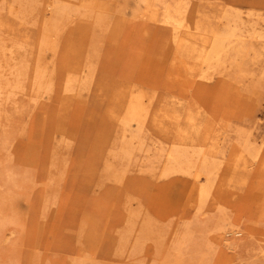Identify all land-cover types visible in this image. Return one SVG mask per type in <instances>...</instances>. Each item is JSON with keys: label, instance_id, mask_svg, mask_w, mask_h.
I'll use <instances>...</instances> for the list:
<instances>
[{"label": "rangeland", "instance_id": "rangeland-1", "mask_svg": "<svg viewBox=\"0 0 264 264\" xmlns=\"http://www.w3.org/2000/svg\"><path fill=\"white\" fill-rule=\"evenodd\" d=\"M55 1L71 4L70 14L41 49L48 0H0V264H264V40L204 58L208 31L225 19L264 31V0H187L185 24L196 36L181 40L164 14L184 0H100L106 8L89 11L81 0ZM79 68L77 77L92 68L90 81L65 87ZM125 88L150 104L139 133L130 122V156L118 149L132 133L121 138L109 114ZM261 140L256 157L242 147ZM172 144L218 163L203 202L198 162L160 175ZM107 163L122 169L120 180ZM145 218L154 225L138 247ZM130 219L136 227L126 231ZM219 221L230 223L218 231Z\"/></svg>", "mask_w": 264, "mask_h": 264}, {"label": "bare ground", "instance_id": "bare-ground-1", "mask_svg": "<svg viewBox=\"0 0 264 264\" xmlns=\"http://www.w3.org/2000/svg\"><path fill=\"white\" fill-rule=\"evenodd\" d=\"M47 1V0H46ZM58 1V0H57ZM66 2H67V0H65ZM59 2V1H58ZM62 2V1H61ZM103 3H104V1H102ZM143 2V1H142ZM63 3H65V2H63ZM69 3H70V0H69ZM103 3H101V1L100 0H81V3H80V5L81 6H83V7H85L86 9H88L87 11H89V10H96V9H101V8H106V5H103ZM108 3V2H107ZM183 3H184V5L183 4H179V2L177 1V5H178V7L175 9V10H173V13H175L173 16H171L169 13V11H167L164 15V17H165V21L167 22V23H171V26H172V29H173V35H174V38H175V40L176 39H178L179 38V40H181L182 38H184L183 37V35L184 36H191V37H194L195 38V36H196V34L195 33H192L191 32V30L193 31V29L192 28H189L186 24H185V22L187 21V19H189V16L188 15H186V4L188 3V1L187 0H184L183 1ZM7 4V3H6ZM59 4V3H58ZM57 3H56V1L55 0H48V2H47V7H48V10H49V13H50V17L48 18V20H46L45 22L47 23V28H43L44 30H43V34L41 35V38H40V40H39V47L41 48V49H48V48H50V34L52 33V32H54L55 31V29H56V23H55V21H60L61 19H66L67 18V16L70 14V11H69V7H71V4L67 7L66 5H58ZM73 4V3H72ZM209 4V3H208ZM73 5H75V4H73ZM188 5H189V3H188ZM109 6V5H108ZM83 7H81L82 9H83ZM124 7V6H123ZM75 8H76V6H75ZM79 8V7H78ZM111 8V7H110ZM125 8V7H124ZM132 8H135V7H132ZM147 8V7H146ZM188 8V7H187ZM226 8V7H225ZM229 8V7H228ZM233 8V7H232ZM235 8V7H234ZM72 9V8H71ZM70 9V10H71ZM86 9H85V12L87 13V11H86ZM123 8H121L120 9V11L122 12V11H124V10H122ZM136 9V8H135ZM230 10H231V8H229ZM47 10V11H48ZM98 10V12H100ZM102 10V9H101ZM107 10H109V8H107ZM133 10V9H132ZM138 10H139V8H138ZM73 11V10H72ZM71 11V12H72ZM74 11H76V10H74ZM106 11V10H105ZM120 11H118V12H120ZM135 11V10H134ZM224 11H227V10H224ZM232 11H233V9H232ZM231 11V12H232ZM238 11H240V10H238ZM242 11V10H241ZM91 12V11H90ZM90 12H88L89 14H90ZM93 12V11H92ZM116 12V11H115ZM131 12H133V11H131ZM249 12V11H248ZM47 13V12H46ZM83 13V12H82ZM81 13V14H82ZM94 13V12H93ZM117 13V12H116ZM136 13V12H135ZM134 13V14H135ZM223 13V12H222ZM95 14V13H94ZM102 14V13H101ZM106 14V13H105ZM225 14V16H226V13H224ZM237 14V13H236ZM251 14H252V12H251ZM87 15V14H86ZM93 15V14H92ZM96 15H97V13H96ZM104 15V14H103ZM114 15V14H113ZM46 16V15H45ZM88 16V15H87ZM95 16V15H94ZM108 16H110L109 14H108ZM133 16V15H132ZM214 16V15H213ZM218 16V15H217ZM239 16H241L240 14H239ZM101 17V16H100ZM121 17V16H120ZM161 17V16H160ZM159 17V18H160ZM163 17V16H162ZM229 17V16H228ZM236 17L238 18V15H236ZM250 17V16H249ZM225 18H227V17H224V19ZM47 19V18H46ZM53 19V20H52ZM104 19H106V18H104ZM112 19V18H111ZM145 19V18H144ZM152 19H154V17L152 18ZM217 19V18H216ZM223 19V20H224ZM238 19H240V17L238 18ZM162 20V19H161ZM226 20V22L225 23H222L223 24V29L221 30V28H212V29H210L209 31H208V33H209V46H208V49H207V47L205 48V56H204V58L207 60V58H208V60H213V59H218V57H219V55L220 54H224L225 52H230V53H234V54H239L240 52H243V51H248L250 48H251V45H252V43H249L248 42V40H252V39H261L262 41L264 40V31H262V30H257L255 27H254V25H252V28H251V30H246V33L244 32L245 30H244V28H243V31H241V27L239 26V24H237V23H235V21L232 19V23L233 24H231L229 21H230V19H225ZM1 22H2V20H0ZM100 21V20H99ZM5 22V21H4ZM44 22V23H45ZM101 22H102V19H101ZM106 22V21H105ZM237 22H239V20L237 21ZM104 23V22H103ZM165 23V22H164ZM15 24V23H14ZM101 24V23H100ZM210 24V23H209ZM218 24V23H217ZM4 25V24H3ZM189 25V24H188ZM193 25V24H192ZM219 25V24H218ZM218 25H217V27H218ZM221 25V24H220ZM219 25V26H220ZM247 25V24H246ZM7 26V25H6ZM8 27V26H7ZM179 27H184L185 29H183V30H185V31H183V32H180L179 30L181 29V28H179ZM198 27V25L197 26H194V29L196 30V29H198L197 28ZM215 27V26H214ZM244 27V26H243ZM189 28V29H188ZM248 28V27H247ZM113 29V28H112ZM116 28H114V30H115ZM203 30V29H202ZM116 31V30H115ZM114 31V32H115ZM203 31H206L205 32V34L207 33V30L206 29H204ZM173 37V36H172ZM204 38H205V40L207 41V35H204ZM193 39V38H192ZM246 39H248V40H246ZM194 40V39H193ZM183 41V40H182ZM205 42V41H204ZM251 42H253V40L251 41ZM258 42V41H257ZM256 42V43H257ZM54 43V42H53ZM259 45V44H258ZM188 46H189V44H188ZM253 46V45H252ZM257 46V45H256ZM255 47V46H254ZM258 47V46H257ZM257 47H255V50L257 49ZM39 48V49H40ZM182 48V47H181ZM180 48V49H181ZM202 48V47H201ZM53 49V48H52ZM189 49V48H188ZM193 49V48H192ZM8 50V49H7ZM197 50V49H196ZM252 50H254V49H252ZM188 51V50H187ZM193 51V50H192ZM258 51H260V50H258ZM190 52V51H189ZM194 52V51H193ZM261 52V51H260ZM42 58V57H41ZM40 58V59H41ZM220 58V57H219ZM248 59V58H247ZM201 61V60H200ZM222 61V60H221ZM202 62V61H201ZM200 62V63H201ZM210 62V61H209ZM211 64V63H210ZM230 64V63H229ZM67 69V68H66ZM72 69V68H71ZM42 70V69H41ZM40 69H39V67L36 69V72H37V74L35 75L36 76V86H37V88H43V86H42V84H44L45 82H43L42 80H41V78H42V75H41V73H42V71H41ZM75 70H77V69H75ZM91 70H92V68H88L87 69V73H85L84 75H80V76H78L77 77V73H80L81 71L83 72V70L81 69V68H79L75 73L74 72H72V70H71V73L72 74H69V75H67L66 76V78H65V81H64V86L65 87H69V86H72V84L74 83V82H76V81H81V82H78V86H81V87H83L82 85H85L86 83H88L89 81H90V74H91ZM245 70H246V68H245ZM35 72V73H36ZM242 73V72H241ZM261 73V72H260ZM264 73V72H263ZM74 74V75H73ZM45 75V74H44ZM43 75V76H44ZM264 75V74H263ZM34 76V77H35ZM234 76H235V73H234ZM78 78H80V79H78ZM234 79V78H233ZM264 79V78H263ZM77 83V82H76ZM46 84V83H45ZM257 84V83H256ZM47 85V84H46ZM98 86V85H97ZM252 86V85H251ZM79 89H81V88H79ZM84 89V88H83ZM67 90V89H66ZM116 91V93H114V96H115V102L114 103H112L111 105H109V108H110V110H109V114H110V118L112 119V120H115V121H119L120 122V125H121V127H120V130H121V135H120V137L121 138H125V134H124V131H126V130H129V132L130 133H132V135L127 139V141H123L122 143L124 144V145H122V147H120V149H118V151L120 150V152L123 154V155H125V156H128L129 154H131V151H132V149L130 148V143H131V139L134 137V136H136L137 135V132H131V127H130V122L131 121H133L134 123H135V128H137V131H138V133H139V128L141 127V125L144 123V118H145V116H146V114H148V109H147V107H148V102H147V98H146V96H144V94H143V92L142 91H139V92H135V91H133V90H131L130 88H125V89H116L115 90ZM146 95V94H145ZM147 100H146V99ZM146 100V101H145ZM171 103H175L174 101L173 102H171ZM177 104V103H176ZM150 105V104H149ZM163 105H164V103H163ZM166 105V104H165ZM171 106H173V104L171 105ZM166 107V106H165ZM167 108H169V107H167ZM158 109V108H157ZM156 109V110H157ZM176 109V108H175ZM178 111V110H177ZM160 112V111H159ZM162 112V111H161ZM160 112V113H161ZM164 112V111H163ZM189 113V112H188ZM169 114L170 113H167V115L169 116ZM164 116V115H163ZM163 116H162V118H163ZM166 117V116H165ZM171 117V116H170ZM154 119V118H153ZM153 119L151 120V121H153ZM146 120V119H145ZM167 120V119H166ZM150 121V122H151ZM154 122V121H153ZM159 122V121H158ZM159 124H161V123H159ZM144 125V124H143ZM152 125V124H151ZM154 125H155V122H154ZM129 127H130V129H129ZM132 129H134V128H132ZM136 130V129H135ZM165 130V129H164ZM241 130V129H240ZM140 131H141V129H140ZM184 131H186V130H184ZM180 132V131H179ZM184 133V132H183ZM248 133V132H247ZM237 134V133H236ZM242 134H245V133H242ZM23 135V134H22ZM183 135H185V134H182V136ZM138 137H139V135H138ZM238 137V136H237ZM249 138L250 137H248V140H249ZM122 139V140H123ZM134 139V138H133ZM241 139V138H240ZM121 140V141H122ZM140 140V139H139ZM242 140V139H241ZM141 141V140H140ZM143 141V140H142ZM139 142V141H138ZM260 143H262V140H261V142H259L258 144L259 145H257V146H255V142H249V141H244V143H243V149L245 150V151H247V153L251 156V157H256V155H258L257 153H258V151H259V148H260ZM126 144L129 146V147H127L126 146ZM141 144V143H140ZM120 145V144H119ZM241 145V144H240ZM133 146V145H132ZM140 146H142V144L140 145ZM170 146H171V144H170ZM172 146L173 147H169V150L167 151V153H166V155H165V159H164V163L162 164L163 166H161L162 167V169H161V172H160V175L161 176H167V175H169V174H171V173H175V172H185L186 173V170H188V168L190 167V166H192L193 167V165H195L197 162H198V169H199V171H200V173H202L204 176H205V181H203V182H201V184L199 185V187H198V197H199V199H201V198H206L207 197V195L210 193V187H211V180H212V177H213V175H215V178H216V174H215V170L218 168V163L217 162H215L213 159L212 160H209V158H205V157H198V158H200V159H198L197 160V157H195V158H193L194 159V161H193V159H192V156L194 155L193 153V151L190 153V151L188 152L187 150H185V149H181L180 147H179V145H173L172 144ZM185 146H187V145H185ZM143 147V146H142ZM161 147H162V145H161ZM164 147V146H163ZM166 147V146H165ZM164 147V148H165ZM236 147H238L239 148V146H236ZM114 148H115V146H114ZM135 147L133 146V149H134ZM145 148H146V146H145ZM158 148V147H157ZM168 148V147H167ZM191 148H193V147H191ZM198 148V147H197ZM137 149H139V148H137ZM195 149V148H194ZM209 149H210V147H209ZM243 149H241L242 151H243ZM110 150H112V149H110ZM145 150V149H144ZM149 150V149H148ZM158 150V149H157ZM192 150V149H191ZM198 150H200V149H198ZM197 150V151H198ZM205 150H206V148H205ZM113 151H115V150H113ZM137 151V150H136ZM152 151V150H151ZM198 152H200V151H198ZM198 152L196 153V154H198ZM205 152V151H204ZM239 152V151H238ZM237 152V153H238ZM118 153V152H117ZM145 153H146V151H145ZM116 154V153H115ZM119 154V153H118ZM136 154V153H135ZM156 154V153H155ZM159 154V153H158ZM244 154H245V152H244ZM137 155V154H136ZM146 155H147V153H146ZM153 155H154V153H152V157H153ZM200 155V154H199ZM236 155V154H235ZM235 155H233V156H235ZM242 155V154H241ZM121 155H119V157H120ZM130 156V155H129ZM150 156V159L152 158ZM238 156V155H237ZM240 156V155H239ZM113 157H114V153H113ZM112 157V158H113ZM124 157V156H123ZM132 157V156H131ZM134 157V156H133ZM143 157V156H142ZM154 157H155V155H154ZM153 157V158H154ZM163 157V156H162ZM207 157H208V155H207ZM236 157V156H235ZM234 157V158H235ZM244 157V156H243ZM251 157H249V158H251ZM122 158V157H121ZM130 158V157H129ZM134 158H137V157H134ZM133 158V159H134ZM148 157H146V159H147ZM164 158V157H163ZM230 158H232L231 156H230ZM233 158V159H234ZM238 158V157H237ZM115 159H116V157H115ZM128 159V158H127ZM131 159V158H130ZM162 159V158H161ZM217 159V158H216ZM248 159V158H247ZM123 160V159H122ZM197 160V161H196ZM251 160V159H250ZM252 160H254V159H252ZM116 161V160H115ZM114 161V162H115ZM131 161V160H130ZM136 161V160H135ZM135 161H133V162H135ZM159 161V160H158ZM219 161V160H218ZM114 162H113V164H114ZM141 162V161H140ZM153 162H155V161H153ZM156 162H157V160H156ZM220 162H221V160H220ZM245 162V161H244ZM251 162V161H250ZM119 163V162H118ZM129 163V162H128ZM147 163H148V161H147ZM158 163V162H157ZM237 163V162H236ZM254 163V162H253ZM112 163H107V164H105V172L107 173V175H108V177L109 178H111L112 180H120L121 179V177H123L122 176V173H123V171H121V170H119L116 166L114 167V165H113ZM119 164H121V163H119ZM153 164H156V163H153ZM159 164V163H158ZM242 164V163H241ZM248 164V163H247ZM123 165V164H122ZM237 165H238V163H237ZM248 165H250V164H248ZM118 166H120V165H118ZM159 166V165H158ZM157 166V167H158ZM245 166H246V164H245ZM125 167V166H124ZM123 167V168H124ZM156 167V168H157ZM228 167V166H227ZM126 168H127V166H126ZM155 168V167H154ZM240 168V167H239ZM246 168V167H245ZM125 169V168H124ZM220 169V168H219ZM231 169V168H230ZM241 169H242V167H241ZM8 170L9 169H7L6 170V173L8 172ZM192 170H193V168H192ZM240 170V169H239ZM245 170V169H244ZM249 170V169H248ZM189 171V170H188ZM217 171V170H216ZM219 171V170H218ZM241 171V170H240ZM190 172V171H189ZM242 172H243V170H242ZM248 172V171H247ZM217 174H218V172H216ZM10 171L8 172V176H10ZM184 174V173H183ZM188 174H190V173H188ZM243 174V173H242ZM241 174V175H242ZM249 174V173H248ZM197 175H199L198 173H197ZM233 175V174H232ZM246 175V174H245ZM12 177H13V175H11ZM10 176V177H11ZM105 176V175H104ZM239 176V175H238ZM244 176V175H243ZM247 176V175H246ZM7 177V176H6ZM10 177H9V179H10ZM106 177V176H105ZM245 177V176H244ZM103 178V177H102ZM200 178V177H199ZM247 178V177H246ZM110 179V180H111ZM227 181V180H226ZM212 182H214V180L212 181ZM233 182V181H232ZM242 182H243V179H242ZM118 183V182H117ZM230 183V182H229ZM234 183V182H233ZM240 184V183H239ZM210 195V194H209ZM198 197H197V199H198ZM198 199V200H199ZM205 200V199H204ZM201 201H202V199H201ZM203 202V201H202ZM137 211H135V214H134V212L132 213V214H134L135 215V217L138 215V213H136ZM133 215V216H134ZM148 215V214H147ZM132 218V217H131ZM128 219V218H127ZM150 218H145V219H143L141 222V224H140V226H139V231H138V234H137V236H136V238H135V241H134V244L136 245L139 241L138 240H141V238L144 236L145 237V234H148V232H150L151 233V223H150ZM134 220H131L130 219V222H129V224H128V230H126V231H131V229L133 228V226L135 225L134 224ZM155 223V222H154ZM229 221H227L226 223H222L221 221H219V223H218V225L216 226V227H214L215 228V230H223V229H225V227L227 228V225H229ZM153 224V223H152ZM154 225V224H153ZM185 226V225H184ZM135 227H136V225H135ZM214 228H212V229H214ZM126 229V228H125ZM137 229V228H136ZM136 229H135V231H136ZM188 229V228H187ZM229 230V229H228ZM230 230H232V229H230ZM121 231V230H120ZM187 231V230H186ZM122 232V231H121ZM224 232V231H223ZM238 231H234V233H237ZM132 233V232H131ZM137 233V232H136ZM222 232H220V234H221ZM128 234V233H127ZM186 234V233H185ZM219 234V233H218ZM223 234V233H222ZM149 235V234H148ZM188 235H189V233H188ZM122 237V239H121V243H122V246H125V244H128V246H129V243H127V238H129V237H127V235H125V234H122V235H119V237ZM129 236V235H128ZM132 236H134V235H132ZM118 237V238H119ZM130 238H131V236H130ZM129 238V239H130ZM178 239H181L180 237H178L177 236V240L175 239V247L176 248H178L179 247V245L181 244L179 241H178ZM142 240H144L143 238H142ZM119 241H120V239H119ZM131 241V240H130ZM129 242V241H128ZM118 243V242H117ZM141 243V242H140ZM143 243V242H142ZM184 244V243H183ZM121 245V244H120ZM134 245V246H135ZM229 245H230V243H229ZM134 246L133 247H130V248H134ZM136 246H138L139 247V245L137 244ZM118 247V246H117ZM121 248V247H120ZM124 248V247H123ZM230 248V247H229ZM117 251V250H116ZM130 253V252H129ZM200 254V253H199Z\"/></svg>", "mask_w": 264, "mask_h": 264}]
</instances>
